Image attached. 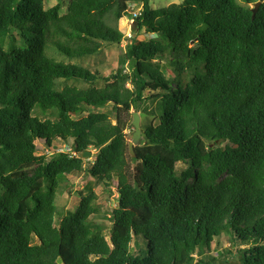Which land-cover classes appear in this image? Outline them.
I'll return each instance as SVG.
<instances>
[{"label": "trees", "instance_id": "1", "mask_svg": "<svg viewBox=\"0 0 264 264\" xmlns=\"http://www.w3.org/2000/svg\"><path fill=\"white\" fill-rule=\"evenodd\" d=\"M67 1L60 14L0 0V264H264V3L252 18L258 0ZM133 2L113 75L59 59L120 44ZM150 86L161 115L131 157L124 130ZM103 103L109 112L91 111ZM110 115L116 135L92 145ZM80 172L115 182L107 236L91 222L101 211L90 188L73 213L57 206Z\"/></svg>", "mask_w": 264, "mask_h": 264}, {"label": "rangeland", "instance_id": "2", "mask_svg": "<svg viewBox=\"0 0 264 264\" xmlns=\"http://www.w3.org/2000/svg\"><path fill=\"white\" fill-rule=\"evenodd\" d=\"M182 1L183 0H152L151 7L153 9L164 8L169 6L170 4H179ZM56 4H59L61 6L60 14H64L68 5L67 0H44L45 9L53 7ZM131 28H132L131 24L127 23L125 19L120 20V22L118 23V29L124 32L125 35L129 33V30ZM127 41L128 40L123 39L121 43L118 45H114V44L105 45L99 54L92 57H87L82 59H72V60L60 57L59 59L65 63L81 65L90 70L96 69L102 78H107L110 75H113L118 69V61L121 55L124 54V49ZM19 45H22V41L19 38H16L15 43H11L10 41H7L5 45V49L11 47L14 48L15 46H19ZM52 55H55V58L58 59L57 57L58 55L56 54H52ZM166 66H168L166 62L161 63L162 72L167 78L168 68ZM75 85L78 87H82L80 83H76ZM102 86H103L102 82L99 83L98 87H102ZM159 91L161 90L157 87L154 86L148 87L146 94L148 100H145L138 104V111H134L133 109L130 110L131 115L132 113H137L139 117V130H140L141 138L136 147H138L139 144L142 143L141 141L142 138H144V130L147 128V126H149L152 123V121L154 123L156 122V119H154V117L158 118L161 115L160 103L159 101L155 100V96ZM110 109H111L110 104L103 103L94 106L93 108H91V111L103 113V112H109ZM152 113L154 114L153 116ZM131 122H132V117L130 116L128 121V126L124 130V135L127 145L128 143H130L131 136L134 133V128L131 126ZM113 124L114 122L112 120V116L110 115V122L108 124H106L105 126L97 127L93 129L91 132H89L88 139L91 141L92 145H95L97 142L102 143L104 145L109 144L116 135V132L113 129ZM39 145L40 148L42 149L40 151L41 154H43V151L45 154L48 155L52 154L50 152L49 153L47 152V148L44 145V143L40 142ZM53 145H54L52 147L53 151L55 152L59 151L58 153H60V151H65V148H68L67 145H65V143H61V142H56ZM89 153L90 154H88V156L84 158L85 161L91 160L93 158V155L96 153V150L91 148ZM49 157L48 158L46 157V160H51L55 158L52 156ZM178 167L181 169L184 167V165L178 164ZM69 181L70 184L63 191V194H61L58 197L57 206L63 211V213L66 211L73 213L78 206L80 192H83L84 188L86 187L90 188L91 191L97 196L96 203L100 207V211H101L100 216L95 219L92 218L91 222L93 223L94 227L96 228L101 227L104 235L107 236L109 234L112 224L110 211L115 207V203L117 199V194L114 191L115 182H112L109 185V187H106L102 182L96 181L95 179L87 178L84 172L72 174L69 177ZM43 185H44L43 188H45L47 186V182H44ZM55 226H58L57 219L55 220ZM136 243L141 244V240L140 239L135 240L132 244H136ZM224 244L226 249H231L227 242H225ZM217 253L218 251L215 250L214 255L216 256ZM230 264H237V262L235 261V259H233L230 261Z\"/></svg>", "mask_w": 264, "mask_h": 264}, {"label": "water", "instance_id": "3", "mask_svg": "<svg viewBox=\"0 0 264 264\" xmlns=\"http://www.w3.org/2000/svg\"><path fill=\"white\" fill-rule=\"evenodd\" d=\"M264 3V0H258L255 4H253L251 12H252V18L256 14L258 8L260 5ZM132 127L134 128V133L131 136V141L128 143V150L131 157H135L134 148L138 145L139 140L141 138L140 130H139V117L137 113L132 114ZM90 154L89 152H83L81 155V159L85 160L86 156Z\"/></svg>", "mask_w": 264, "mask_h": 264}, {"label": "built area", "instance_id": "4", "mask_svg": "<svg viewBox=\"0 0 264 264\" xmlns=\"http://www.w3.org/2000/svg\"><path fill=\"white\" fill-rule=\"evenodd\" d=\"M141 7H142V4L140 2H133V3L128 4L129 17H128V19H125L127 23H129V24L133 23V21L140 14ZM130 31H131V29L129 30V33L127 35H125V37H124L125 40H127L128 38L131 37ZM60 152L69 154L71 151L69 148H65V151H60Z\"/></svg>", "mask_w": 264, "mask_h": 264}]
</instances>
